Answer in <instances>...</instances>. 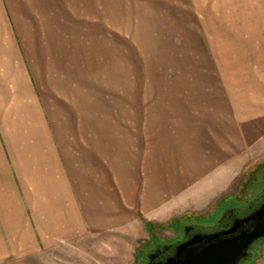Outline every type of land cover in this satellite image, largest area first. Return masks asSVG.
Here are the masks:
<instances>
[{
	"label": "crops",
	"instance_id": "crops-1",
	"mask_svg": "<svg viewBox=\"0 0 264 264\" xmlns=\"http://www.w3.org/2000/svg\"><path fill=\"white\" fill-rule=\"evenodd\" d=\"M176 1L0 0V129L8 153L5 159L0 149V256L8 250L2 239L21 230L20 191L47 245L83 226L131 233L134 222H126L122 206L144 216L149 231L201 216L227 197L234 170L247 159L249 116L240 114L252 111L231 92L147 107L143 120H130L129 127L121 126L114 105L79 107L74 118L73 103L59 107V116L38 100L42 90L58 93L52 83L59 76L72 80L62 71L72 75L74 49L78 56L102 47L90 46V25L99 27L93 32H160V18ZM68 95L74 101L73 89ZM138 137L147 146L133 143ZM12 174L17 196L9 188Z\"/></svg>",
	"mask_w": 264,
	"mask_h": 264
},
{
	"label": "rangeland",
	"instance_id": "rangeland-1",
	"mask_svg": "<svg viewBox=\"0 0 264 264\" xmlns=\"http://www.w3.org/2000/svg\"><path fill=\"white\" fill-rule=\"evenodd\" d=\"M166 12L167 16L156 17L163 21L160 32H113L109 27L104 32H93L99 27L90 25V46L95 41L102 47L82 49L78 56L74 49L72 75L67 69L62 71L72 82L64 80L65 75L59 76L52 83H58V93L44 96L42 90L38 100L55 107L59 116L64 114L59 107L73 103L77 110L72 112L74 118L81 115L77 113L81 107L114 105L121 110V126L129 127L130 120H143L147 107L167 106L176 100L190 104L201 100V95L209 99L231 92L236 104H249L252 111L240 114L241 118L249 116V128L243 130L249 145L247 159L234 170L227 197L201 216L187 215L168 223L170 226L149 231L142 221L144 216L122 206L126 222H134L131 233L125 228L111 232L83 226L71 238L52 240L47 245L20 191L24 204L20 209L21 230L10 235L9 241L2 239L3 249L8 250L0 256V264H142L143 254L153 242L176 239L184 226L200 218L202 223H209L225 206L239 205L249 196L250 180L264 163V112H260L264 108V0H178ZM72 89L74 101L68 95ZM136 142L147 146L149 140L138 137L133 139ZM0 149L7 159L1 129ZM12 175L9 188L17 196V178ZM162 224L155 222L156 226ZM247 264H264V243Z\"/></svg>",
	"mask_w": 264,
	"mask_h": 264
},
{
	"label": "flooded vegetation",
	"instance_id": "flooded-vegetation-1",
	"mask_svg": "<svg viewBox=\"0 0 264 264\" xmlns=\"http://www.w3.org/2000/svg\"><path fill=\"white\" fill-rule=\"evenodd\" d=\"M261 171L251 178L249 183V196L239 205H228L222 212H218L209 223H202L200 219L190 225L184 226L182 232L176 235V239H171L166 243L153 242L145 253L142 264H166L169 259L176 256L177 247L183 243L189 242L199 236L200 240L195 244L196 248L206 245L207 236L220 234V238L238 237L241 233H251L257 224L264 223V163L261 164ZM254 173V172H253ZM262 211L261 218L254 219L256 213ZM237 221H241L234 233L223 234L231 229ZM264 243V237L253 241L247 249L246 259L238 264H247L254 256L261 244Z\"/></svg>",
	"mask_w": 264,
	"mask_h": 264
},
{
	"label": "water",
	"instance_id": "water-1",
	"mask_svg": "<svg viewBox=\"0 0 264 264\" xmlns=\"http://www.w3.org/2000/svg\"><path fill=\"white\" fill-rule=\"evenodd\" d=\"M262 211L253 218L260 219ZM241 221H237L233 229L225 232L223 236L234 233ZM220 234L207 236L206 245L196 248L200 240L197 236L189 242L177 247L176 256L169 259L166 264H238L246 259L247 249L253 241L264 237V223L256 225L251 233H241L238 237L220 238Z\"/></svg>",
	"mask_w": 264,
	"mask_h": 264
},
{
	"label": "trees",
	"instance_id": "trees-1",
	"mask_svg": "<svg viewBox=\"0 0 264 264\" xmlns=\"http://www.w3.org/2000/svg\"><path fill=\"white\" fill-rule=\"evenodd\" d=\"M176 220H174L173 222H175ZM173 222H171L170 224H172ZM170 224H167L168 226H170ZM150 229H152L151 227H150Z\"/></svg>",
	"mask_w": 264,
	"mask_h": 264
}]
</instances>
